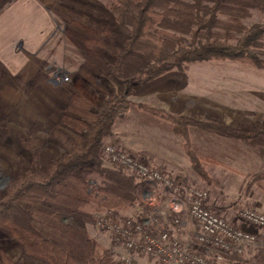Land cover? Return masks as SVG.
Masks as SVG:
<instances>
[{
  "label": "rangeland",
  "instance_id": "374dc122",
  "mask_svg": "<svg viewBox=\"0 0 264 264\" xmlns=\"http://www.w3.org/2000/svg\"><path fill=\"white\" fill-rule=\"evenodd\" d=\"M112 1L60 0L53 6L58 27L42 53L16 75L0 66V195L9 185L11 176L32 165L31 155L21 146L18 133L27 136L35 128L45 142V149L61 156L64 149L52 136L54 128L68 132L80 144L85 136L69 105L79 104V96L101 103L110 93L125 92L134 103L133 108L110 128L105 147L116 145L174 176L180 184L182 198L187 190H206L207 204L219 206L220 214L230 221L236 219L242 208L264 212V139L242 142L225 132L229 129L247 131L251 125L264 121V68L230 59L200 61L149 83L127 79L120 84L109 77L110 91H100L93 84L94 77L103 81L105 73H95L87 67L80 70L86 62L94 64L97 71L100 68L76 40L81 36L82 27L89 32L115 24ZM258 22H264V12L254 10L246 23L250 26ZM64 71L70 77L68 84L53 81L55 74ZM136 103L151 104L192 122L190 145L201 158L210 181L194 168L185 150V140L174 134L172 123L142 111ZM107 161L106 158V165L112 166ZM156 189L155 205L148 200L120 212H96L93 220L66 216L63 211L47 205L40 207L65 222L70 221L77 230L110 250L119 264H123L121 260L125 255L135 264H155L152 257L130 251L106 225H99L97 217L110 214L117 221L150 219L153 222L150 228H154L157 209L159 214L162 212L157 231L167 230L180 235L181 239L182 235L186 238V230H179L175 223L176 214L171 211L169 194L163 186ZM23 206L29 208L27 204ZM184 210L177 217L188 224L192 234L199 226L188 217L186 205ZM246 258L254 264H262L264 250L249 248ZM7 260L15 264H44L23 253L14 238L0 234V264H10Z\"/></svg>",
  "mask_w": 264,
  "mask_h": 264
},
{
  "label": "trees",
  "instance_id": "16d2710c",
  "mask_svg": "<svg viewBox=\"0 0 264 264\" xmlns=\"http://www.w3.org/2000/svg\"><path fill=\"white\" fill-rule=\"evenodd\" d=\"M111 8L114 25L89 32L82 27L76 40L100 68L86 62L80 70L105 73L103 81L93 78L100 91H110L109 77L120 84L127 79L149 83L200 61L230 59L264 68V22L246 23L254 10L264 12V0H113ZM133 105L125 92L110 93L101 103L79 96V104L69 107L85 130L84 141L54 128L52 136L64 149L61 156L45 149L35 128L27 136L18 133L32 165L11 176L0 195V234L14 238L23 253L44 264H119L110 250L40 205L93 220L96 212H120L148 201L156 185L111 164L105 153L106 134ZM136 105L172 123L194 168L210 181L190 145L192 122L148 103ZM225 132L242 142L264 139V121L247 131ZM156 227L150 230L157 233Z\"/></svg>",
  "mask_w": 264,
  "mask_h": 264
},
{
  "label": "built area",
  "instance_id": "2783aa9c",
  "mask_svg": "<svg viewBox=\"0 0 264 264\" xmlns=\"http://www.w3.org/2000/svg\"><path fill=\"white\" fill-rule=\"evenodd\" d=\"M68 82L66 72H59L55 81ZM105 153L111 164L135 174L142 182L163 186L171 198V211L176 214L175 223L181 230H187L183 238L167 230L154 233L150 230V219L142 221L126 218L113 220L110 214H99V225H106L116 237L126 244L130 251L144 253L155 260V264H254L246 258L249 248L264 250V212L256 208L239 210L235 222L226 219L207 204L208 192L200 189L187 190L185 197L180 195V184L174 176L155 168L133 153L108 144ZM149 194L150 204L158 201L157 189ZM190 220L196 221L199 229L192 234L188 224L177 217L185 211ZM159 215L162 214L157 209ZM155 224V225H156ZM123 264H135L125 255ZM264 264V260L263 263Z\"/></svg>",
  "mask_w": 264,
  "mask_h": 264
},
{
  "label": "crops",
  "instance_id": "0c3cea01",
  "mask_svg": "<svg viewBox=\"0 0 264 264\" xmlns=\"http://www.w3.org/2000/svg\"><path fill=\"white\" fill-rule=\"evenodd\" d=\"M59 1L0 0V66L10 74L20 73L42 53L58 27L53 6ZM231 221L237 225L235 218Z\"/></svg>",
  "mask_w": 264,
  "mask_h": 264
}]
</instances>
